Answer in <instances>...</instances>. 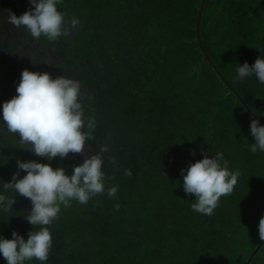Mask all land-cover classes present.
<instances>
[{
    "label": "trees",
    "instance_id": "trees-1",
    "mask_svg": "<svg viewBox=\"0 0 264 264\" xmlns=\"http://www.w3.org/2000/svg\"><path fill=\"white\" fill-rule=\"evenodd\" d=\"M200 3L62 0L57 10L79 26L39 44L3 20L29 10V0H0L11 9L0 18V102L11 98L22 70L46 71L80 82L85 118L95 122L84 153L51 161L0 126V192L14 199L12 210H0V235L27 239L32 230L30 199L4 187L14 172L26 174L17 160L71 175L86 156L101 155L105 192L61 205L48 226L47 264H264V152L250 151L249 127L251 119L264 124V84L236 77L237 63L264 57V0H205L200 38L209 61L196 36ZM217 152L240 176L207 216L192 210L181 169Z\"/></svg>",
    "mask_w": 264,
    "mask_h": 264
},
{
    "label": "clouds",
    "instance_id": "clouds-1",
    "mask_svg": "<svg viewBox=\"0 0 264 264\" xmlns=\"http://www.w3.org/2000/svg\"><path fill=\"white\" fill-rule=\"evenodd\" d=\"M29 3L32 7L19 16L10 12L8 22L17 28L23 26L34 39L43 35L50 41L56 40L79 26L77 18L66 19L57 10L62 0H29ZM250 76L264 84V57L259 55L251 66L246 61L237 63V79ZM15 92L10 99L0 102V126L16 137L18 133L22 145H30L27 149L47 161L57 156L65 158L70 152H85L95 122L85 118L78 80L64 75L53 78L46 71L24 69ZM249 127L254 139L250 151L264 152V124L251 119ZM106 151V147L101 148V152ZM103 163L101 155L86 156L82 163L73 166L69 175L63 167L53 168L50 163L17 160L18 170L26 174L18 178L19 171L14 172L4 187L30 199L31 209L25 218L32 230L27 239L15 231L10 239L0 235V256L6 264H27L33 259L47 264L52 248L48 226L58 218L61 205L70 207L74 200L83 205L105 192ZM181 174L184 192L195 196L192 210L207 216L214 214L221 197L234 191L240 176L239 170L229 168L222 152L189 162ZM116 193V186L108 189L109 197H115ZM13 203V197L0 192V210H12ZM37 225L39 229L33 230ZM258 234L264 241V215L259 219Z\"/></svg>",
    "mask_w": 264,
    "mask_h": 264
},
{
    "label": "water",
    "instance_id": "water-1",
    "mask_svg": "<svg viewBox=\"0 0 264 264\" xmlns=\"http://www.w3.org/2000/svg\"><path fill=\"white\" fill-rule=\"evenodd\" d=\"M204 3H205V0H201V3H200V7H199V11H198V14H197V20H196V36H197V40L199 42V45H200V48L202 49L203 51V54H204V60L205 61H209V57L207 54H205V49L203 47V44H202V41H201V38H200V19H201V14H202V11H203V8H204ZM222 78V77H221ZM222 80H224L222 78ZM263 242V241H262ZM261 242V243H262ZM259 248V245L256 247V249L253 251L252 253V256L256 253V251L258 250Z\"/></svg>",
    "mask_w": 264,
    "mask_h": 264
},
{
    "label": "rangeland",
    "instance_id": "rangeland-1",
    "mask_svg": "<svg viewBox=\"0 0 264 264\" xmlns=\"http://www.w3.org/2000/svg\"><path fill=\"white\" fill-rule=\"evenodd\" d=\"M9 11H11V9L7 10V7L0 6V12H1V14H2V16H1L0 18L2 19L3 15L6 14L7 12H9ZM8 17H9V16H8ZM8 17H7V19L3 18V20H4V21H5V20H8ZM20 29H21L22 32H25V31H26V29H25L23 26H21ZM36 41L39 42V44H41L42 42H43V43H49V40H48V39H47V40H43V41L40 40V39H36ZM49 47H50V46H49ZM13 90H14V89H13ZM15 94H16V92L13 91L12 94H11V97H12L13 95H15Z\"/></svg>",
    "mask_w": 264,
    "mask_h": 264
}]
</instances>
